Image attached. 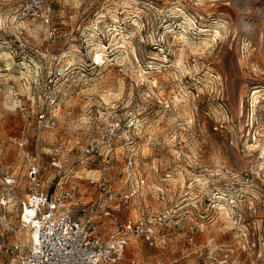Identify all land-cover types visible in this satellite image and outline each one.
<instances>
[{"label":"rangeland","instance_id":"1","mask_svg":"<svg viewBox=\"0 0 264 264\" xmlns=\"http://www.w3.org/2000/svg\"><path fill=\"white\" fill-rule=\"evenodd\" d=\"M48 7L52 38L41 19ZM54 67L63 71L56 125L38 128ZM36 133L41 189L63 176L79 184L83 200L94 198L88 178L98 176L102 158H85L82 147L109 142L112 187L128 189V158L139 164L133 179H144L145 195L132 196L127 212L188 210L167 245L132 239L126 258L213 264L204 252L223 248L235 264H264V0H0V165L15 177V223L30 194ZM57 144L60 174L49 156ZM2 215L0 206V242H11ZM113 227L110 218L97 222L101 234ZM12 256L0 252V264H20Z\"/></svg>","mask_w":264,"mask_h":264},{"label":"built area","instance_id":"2","mask_svg":"<svg viewBox=\"0 0 264 264\" xmlns=\"http://www.w3.org/2000/svg\"><path fill=\"white\" fill-rule=\"evenodd\" d=\"M50 9L42 14V21L47 31V37L54 36ZM46 52H49L46 47ZM58 54H54L57 57ZM63 75L59 67L51 69L45 81V93L40 109L35 114L38 128L54 127L56 116L53 105L56 102L54 89L56 81ZM17 107L25 118L29 112L26 102H18ZM110 138L122 140V132H108ZM33 150L27 157L29 178V197L21 201L19 223L12 221L9 206L13 204L15 177L9 166L0 165L2 193L0 206L3 215V230L15 236L11 242H0V252L6 255L18 256L20 264H175L176 259H158L153 263L144 262L138 257L126 258V249L132 239L140 238L149 247H164L182 229V221L189 217L188 210L180 208L161 209L157 212L132 216L126 209L131 206L132 196L145 195L144 179H133L131 169L138 167L135 160L128 158L123 165V182L128 183V189H114L110 171L112 161L108 154L110 143L102 149L97 143L87 142L82 147L85 158L101 156L102 166L96 178L89 177L88 183L95 188L94 198L85 201L79 184L68 177L59 176L53 189L43 190L39 187L40 164L38 143L40 136L33 135ZM23 142H19L22 145ZM0 142V154L3 153ZM63 145L53 146L49 153L50 164L60 174L63 165L60 154ZM195 205V204H194ZM110 218L114 227L101 234L97 222ZM28 230L29 242L20 238V234ZM196 226L189 224L187 240H194ZM26 248V252L22 253ZM226 249L204 252V259L213 264H235L228 257Z\"/></svg>","mask_w":264,"mask_h":264},{"label":"crops","instance_id":"3","mask_svg":"<svg viewBox=\"0 0 264 264\" xmlns=\"http://www.w3.org/2000/svg\"><path fill=\"white\" fill-rule=\"evenodd\" d=\"M126 251H127V249H126ZM134 256H135V255H134ZM134 256H133V257H134ZM130 257H132V256H130ZM135 257H137V256H135ZM165 259L170 260L169 258H165ZM174 259H176V258H174ZM11 260L15 261L16 263L19 261V260H18V256H15V255H13V256L11 257ZM176 262H178L177 259H176Z\"/></svg>","mask_w":264,"mask_h":264},{"label":"bare ground","instance_id":"4","mask_svg":"<svg viewBox=\"0 0 264 264\" xmlns=\"http://www.w3.org/2000/svg\"><path fill=\"white\" fill-rule=\"evenodd\" d=\"M221 206H222V205H221ZM221 208L223 209L224 207H221ZM224 209H225V208H224ZM225 212L227 213V211H225ZM25 232H26V233H25V237H26L27 239H29V238L31 237L29 231L26 230Z\"/></svg>","mask_w":264,"mask_h":264}]
</instances>
